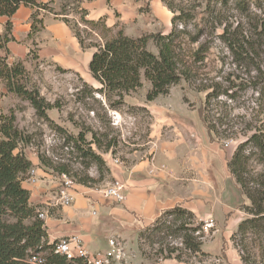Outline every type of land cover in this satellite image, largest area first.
<instances>
[{
	"label": "rangeland",
	"instance_id": "rangeland-1",
	"mask_svg": "<svg viewBox=\"0 0 264 264\" xmlns=\"http://www.w3.org/2000/svg\"><path fill=\"white\" fill-rule=\"evenodd\" d=\"M159 3L170 16L166 25L152 14L149 0H141L138 17L118 30L131 38L167 34L177 13L168 10L164 0ZM173 4L192 17L185 25L176 23V30L181 32L178 62L181 68L191 69L190 81L182 80L170 87L167 95L147 102L150 85L142 79L138 89L123 96L122 104H115L118 98L98 92L100 86L88 70L78 73L40 59L43 46L36 42L29 49L37 58L25 59L19 82L54 106L45 112L51 123L38 118L27 101L13 94L8 100L12 108L4 114L13 111L15 126L26 140L19 147L25 156L36 160V166L55 180L59 170H65L61 173L74 180L75 194L80 191L92 202L121 207L102 194L109 183L122 182L115 174H125L138 163L148 164L153 171L156 167L164 169L157 162L169 157L171 167L180 169L179 175H189L201 186L206 165L217 199L222 200L219 190L226 187L231 213L209 218L215 220L214 228L204 232L202 226L207 219L195 217L181 225L189 239L200 236L198 253L184 249L181 239L172 232L178 226H173L172 217H164V211L150 226L124 238L116 237L124 247V264H159L176 256L181 264H232V259L241 256L247 264H264L258 237L247 234L244 241L239 235L231 238L240 221L248 217L244 208L249 201L227 170L237 146L251 134L264 132V0H174ZM71 8L66 9L65 17L74 25L77 15ZM116 27L111 29L112 34L118 31ZM194 36L196 41L191 43ZM83 37L88 38L85 34ZM90 42L101 43L94 35L86 40ZM201 45L204 52L197 63L192 53ZM147 50L157 53L151 40ZM211 91L214 98L204 107L205 96ZM3 96L0 92V100ZM203 115L213 132L206 130ZM83 152H92L103 164L97 165ZM243 154L247 158L246 178L254 183L264 172L259 151L247 144ZM87 179L93 181L82 182ZM97 208L93 210L98 212ZM156 220L157 225H170L171 231L153 236L149 228ZM194 228H198L196 233Z\"/></svg>",
	"mask_w": 264,
	"mask_h": 264
},
{
	"label": "trees",
	"instance_id": "trees-1",
	"mask_svg": "<svg viewBox=\"0 0 264 264\" xmlns=\"http://www.w3.org/2000/svg\"><path fill=\"white\" fill-rule=\"evenodd\" d=\"M62 1L60 13L55 15L64 16L61 20L71 29L82 50H93L88 63V72L91 78L99 84L98 92L103 93L106 97L115 96L118 98L115 104H122L123 96L138 89L142 79L150 85L145 99L147 102H151L158 96L167 95L169 88L177 85L180 81H190L192 78L191 69L185 66V68H181L178 62L177 42L181 32L176 30V23L185 25L192 17L183 10L175 8L174 0H164L168 10L177 13L171 19L170 31L165 35L159 33L138 38L127 37L121 30L112 34L104 18H99L96 21L88 20L87 12L79 6L82 0ZM22 5L51 12V9L41 4L39 0H0V17L7 19L4 32L0 36V50L5 53L3 57L0 56V81L8 93L27 101L38 118L51 123L45 112L54 106L40 97L36 90H27L20 84L19 77L24 74V68L20 62L10 65L6 62V44L14 41L11 36L10 18ZM70 6L77 15L74 25H71L65 17L66 9ZM42 28V20L36 12L33 13L28 38H33ZM83 34L88 38L90 35H94L100 39L101 43H86L88 38L83 37ZM194 37L191 38V43L196 41L197 36ZM150 40L156 47V54L147 50ZM226 41L227 39H224V42ZM230 47H232L231 44ZM203 49L204 46L201 45L192 53L193 60L197 63L202 60ZM27 55L34 60L37 58L32 50H29ZM262 85V94L264 95V80ZM213 98V91L208 92L205 96L204 107H207ZM202 121L206 130L209 133L213 132L204 115ZM24 142L26 140L23 138V134L15 126L13 111L9 110L8 114H0V264H27L26 258L29 251L36 250L38 246H42L43 249L47 248L44 223L37 217V208L29 203V192L22 187V182L32 168L31 162L19 148ZM247 144H251L259 151L261 163L264 165V132L251 134L245 143L237 146L227 163L229 174L238 185L242 195L249 201V205L244 208L248 217L240 221L236 233L231 238L234 239L236 235H239L244 241L247 234L258 237V247L263 257L264 172L259 176L260 179L254 183L247 180V158L243 154ZM83 153L90 156L97 165L103 164L101 158L92 152ZM64 171L59 170V173ZM89 181L93 180L87 179L82 182ZM164 215V217H172L171 223L174 227L178 226L172 232L181 239L184 249L198 253L201 244L197 239L200 236L189 239L185 231L181 230L183 222L193 219V214L176 207L166 211ZM158 221L156 220L154 225L149 228L153 232V236L161 232L168 234L171 231L170 225H166L165 222L157 225ZM192 231L196 233L198 228H194ZM242 248L244 253L246 247L243 245ZM178 257L176 256L175 259H179ZM240 258L243 264H247L244 256ZM46 264L70 263L58 256L49 255Z\"/></svg>",
	"mask_w": 264,
	"mask_h": 264
},
{
	"label": "crops",
	"instance_id": "crops-1",
	"mask_svg": "<svg viewBox=\"0 0 264 264\" xmlns=\"http://www.w3.org/2000/svg\"><path fill=\"white\" fill-rule=\"evenodd\" d=\"M39 2L51 9V12L22 5L10 18L11 36L14 41L6 44V62L9 65L20 62L23 66L25 59L29 58L27 55L29 47L40 42L43 46L40 59L52 61L63 69L75 70L78 73L86 72L93 50H82L71 29L55 15L60 13L63 1L39 0ZM140 3L141 0H82L79 6L87 12L88 20L96 21L104 18L110 29L117 25L118 30L121 26L134 22L138 17ZM149 9L154 16L163 21L164 25L167 24L170 16L160 5L159 0H149ZM35 12L42 20L43 28L30 39L28 33L31 15ZM6 21L5 17H0V36L4 32ZM87 50L88 52L83 53ZM4 55V51L0 50V56ZM0 92L4 95L0 100V114H4L8 108H12L8 105L12 94L5 90L1 81ZM28 159L38 182L29 184L23 181L22 187L29 192L30 205L36 207L37 212L45 214V218L42 219L46 235L45 244L64 237L77 236L88 251H105L108 249L109 239L119 240L116 237L124 238L139 228L148 227L162 212L176 207L192 213L196 220L213 217L217 219L219 215L231 213L226 187L222 186L221 191L219 190L222 200L217 199L216 187L210 181L206 165L204 168L206 175L201 176L203 180L201 186L194 184L193 178L189 175L186 177L179 175L177 172L180 169L175 170L171 167L170 157L157 162L158 166L164 165V169L156 167L153 168L154 171L148 164L138 163L131 166L125 174H115V177L126 185L125 202L115 203L121 207L92 202L84 198L80 191L75 194L76 186L72 190V204L61 207L55 205L56 180L37 167L36 160ZM90 207L91 211L88 210L91 209ZM93 208H97L98 212ZM159 264L181 263L173 259ZM232 264H242V262L236 257L232 259Z\"/></svg>",
	"mask_w": 264,
	"mask_h": 264
},
{
	"label": "built area",
	"instance_id": "built-area-1",
	"mask_svg": "<svg viewBox=\"0 0 264 264\" xmlns=\"http://www.w3.org/2000/svg\"><path fill=\"white\" fill-rule=\"evenodd\" d=\"M114 164L119 165V161L115 160ZM24 181L29 184L38 182L32 169L28 171ZM56 182L57 196L55 205L61 207L71 205L73 201L72 190L75 186L74 180L67 174L60 173L56 176ZM102 194L105 198H109L116 203H124L127 198L126 188L118 180L105 186ZM37 217L42 220L45 218V214L38 211ZM212 228H214L212 219H207L203 222L202 230L204 232L207 233ZM49 255L63 258L65 262L70 264H124L125 256L123 244L117 239H109L108 249L105 251L90 252L77 236H68L48 243L46 249L38 246L36 250L29 251L26 262L27 264H46Z\"/></svg>",
	"mask_w": 264,
	"mask_h": 264
}]
</instances>
